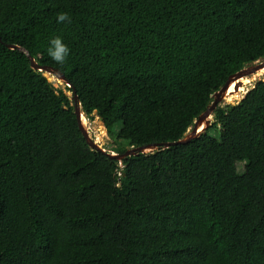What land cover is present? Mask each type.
I'll return each instance as SVG.
<instances>
[{
	"label": "trees",
	"instance_id": "obj_1",
	"mask_svg": "<svg viewBox=\"0 0 264 264\" xmlns=\"http://www.w3.org/2000/svg\"><path fill=\"white\" fill-rule=\"evenodd\" d=\"M0 37V264H264V77L199 138L121 163L6 46L64 73L122 154L182 139L264 60V0H0Z\"/></svg>",
	"mask_w": 264,
	"mask_h": 264
},
{
	"label": "water",
	"instance_id": "obj_2",
	"mask_svg": "<svg viewBox=\"0 0 264 264\" xmlns=\"http://www.w3.org/2000/svg\"><path fill=\"white\" fill-rule=\"evenodd\" d=\"M0 42L3 43L1 37H0ZM6 46L11 50H18L24 53L29 59L31 68L33 70L42 72L46 77L48 75L52 76L56 78L57 80L61 81L63 84H65V86L72 89L71 99L73 101L74 112L78 120L79 129L84 139L86 140V143L92 150L103 152L107 154L110 158L116 159L120 161L121 163L125 158H128V157L138 156L140 154H148V153H152L158 150H165V149H169L174 146L187 145L191 141L199 138L201 134H203L212 125V122H213L212 119L214 117V112L216 111L218 106H221V104L226 100L227 96L229 95L230 87L233 85V83L237 82L235 91H239V88L242 84L240 80L246 78L247 76L253 75L259 71H262V70L264 71V60H263L261 63L257 65H252V66L245 65V67L241 71L232 75L227 81V83L213 95V102L209 105L207 110L204 113H202L198 117V119L195 120L192 130L190 132H187V134L182 139L178 141H174V142L155 143V144H149V145L141 146L137 148H130L126 150L124 153L118 154V153L107 152L90 136L89 130L87 129V126L84 125L83 120H82L83 118L82 115L84 112L82 111L81 102L77 94V91L73 87L70 80L65 76L64 73H62L60 70L52 66L40 65L36 61V59L31 56L30 52L22 46H19L16 44H7ZM100 120L101 122H103L102 118H100Z\"/></svg>",
	"mask_w": 264,
	"mask_h": 264
},
{
	"label": "rangeland",
	"instance_id": "obj_3",
	"mask_svg": "<svg viewBox=\"0 0 264 264\" xmlns=\"http://www.w3.org/2000/svg\"><path fill=\"white\" fill-rule=\"evenodd\" d=\"M262 61H259V62H256V63H254V64H252V65H257V64H259V63H261ZM251 65V66H252ZM250 66V65H249ZM263 71V70H262ZM261 72V71H260ZM257 74H259V72H257ZM256 73L255 74H253V75H250V76H247L246 78H248V77H253L254 75H257ZM47 77H49L50 79V81L51 82H53L54 83V85L57 87V88H61V89H65L66 88V86H65V84H63V83H61V81H59V80H57L56 78H54V77H50L49 75L47 76ZM263 77H264V72H263V74L261 75V76H259L258 78H256V80H254L251 84H249L247 87H246V90H244V88H245V86H243V90H241L242 92L240 93V95H239V100H235L233 103H228V102H226V101H224L222 104H221V106H224V105H226V104H230V105H235V104H237L244 96H245V94L250 90V89H252L253 87H254V85L258 82V81H260V80H262L263 79ZM67 94L70 96V97H72V93L71 92H68L67 91ZM86 116V115H85ZM86 119H87V122H88V127H89V133H90V136L102 147V148H104L107 152H111V153H115L113 150H115V146H117L116 145V143L114 142V140L107 134V131H106V129H105V127H104V125H103V122H101V120H100V118L98 117V116H94V118L93 119H88L87 117H86ZM214 120V117H213V119H212V121ZM192 130V127L189 129V131L188 132H190ZM210 134L211 135H214L215 137H218L219 136V132H218V130H216V129H211L210 130Z\"/></svg>",
	"mask_w": 264,
	"mask_h": 264
},
{
	"label": "clouds",
	"instance_id": "obj_4",
	"mask_svg": "<svg viewBox=\"0 0 264 264\" xmlns=\"http://www.w3.org/2000/svg\"><path fill=\"white\" fill-rule=\"evenodd\" d=\"M57 21L59 23H63L65 21H68L71 23V19L67 13L61 12L57 14ZM48 54L52 58L53 61H55L58 64L63 65L69 54L70 49L68 45H66L62 38L56 37L50 41V46L48 48Z\"/></svg>",
	"mask_w": 264,
	"mask_h": 264
},
{
	"label": "bare ground",
	"instance_id": "obj_5",
	"mask_svg": "<svg viewBox=\"0 0 264 264\" xmlns=\"http://www.w3.org/2000/svg\"><path fill=\"white\" fill-rule=\"evenodd\" d=\"M263 72L264 71H261V72L259 71V74L256 73L257 75H254L253 77L251 76V77L244 78V79L240 80V82L242 84H241V86L239 88V91H235L237 82H234L233 85L230 87L229 95L227 96V98H226L225 101L228 102V103H233L235 100H239V95L242 92L241 90H243V86H245L244 90H246V87L249 84H251L254 80H256V78H258L259 76H261L263 74ZM82 116H83L82 120H83L84 125L87 126V128L89 129V127H88L89 124L87 122V119H86L85 114L83 113Z\"/></svg>",
	"mask_w": 264,
	"mask_h": 264
}]
</instances>
